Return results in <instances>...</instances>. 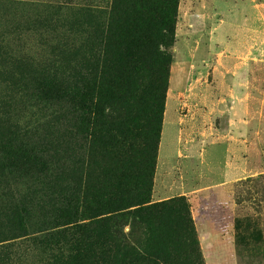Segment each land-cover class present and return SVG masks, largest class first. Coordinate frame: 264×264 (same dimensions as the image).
I'll list each match as a JSON object with an SVG mask.
<instances>
[{
	"label": "rangeland",
	"instance_id": "374dc122",
	"mask_svg": "<svg viewBox=\"0 0 264 264\" xmlns=\"http://www.w3.org/2000/svg\"><path fill=\"white\" fill-rule=\"evenodd\" d=\"M238 2L178 0L162 121L159 77L150 68L128 71L100 102L91 100L102 118L97 125L92 121L87 134L76 133L70 186L80 198L72 216H65V198L57 195L68 194L61 191L70 188L66 182L37 181L32 171L0 179V232L10 229L4 214L21 208V202L28 222V236L0 244V264H51L41 242L58 240L61 232L64 252L72 238L96 242L99 221L119 208L135 212L146 193L147 216L123 230L130 232L131 246L156 252L159 242L170 238V264H264V11L261 41H247L250 36L243 41L237 23L223 24L220 9ZM59 3L65 10L57 11ZM111 4L0 0V130L9 123L13 131L28 132L30 142L45 140L54 127L46 124L63 113L62 103L55 95L49 101L38 97L27 77L20 83L14 64L38 75L64 72V47L78 38L79 9L108 10ZM77 93L83 100L82 88ZM79 98L76 117L89 111L94 119L95 109ZM107 198L118 200L117 207L95 217ZM48 202L58 220L44 226L39 215ZM134 263L128 255L123 264Z\"/></svg>",
	"mask_w": 264,
	"mask_h": 264
},
{
	"label": "trees",
	"instance_id": "16d2710c",
	"mask_svg": "<svg viewBox=\"0 0 264 264\" xmlns=\"http://www.w3.org/2000/svg\"><path fill=\"white\" fill-rule=\"evenodd\" d=\"M177 5L178 0H112L108 10L97 11L85 5L79 9L82 20L77 25L78 38L64 47L63 60L66 63V67L63 66L64 72L38 75L27 70L26 73L21 70L20 62H16L15 67L21 72L16 73L20 83L27 77L31 81L34 93L46 99L44 101H49L50 96L55 95L56 100L62 103L60 109L63 113L57 118H51L53 121L50 122V126L49 122L46 124L47 127H54L47 130L50 134L44 136L45 140L38 144L30 142L25 137L28 132L11 130L14 129V125L8 123L9 126L1 127L0 179H14L21 177L26 171H32L34 175L31 178L37 181L42 177L45 181L56 185L66 182L65 184L70 188L68 191H61L68 194L59 192L57 195L65 198L61 202L67 207L65 216H72L71 208L74 209L73 204L78 203L80 198V193L70 186L74 184L72 173L76 164V133L80 131L82 134H87L92 121L97 125L101 123L102 118L98 114L99 105H94L91 100L96 99L97 103L100 102L101 96L108 91V87L118 86L128 71L134 73L137 67L150 68L159 77L158 121L163 120L168 66L171 62L169 50L175 40ZM56 9L61 11L65 10V7L59 3ZM80 88L84 94L83 100L77 93ZM77 98L86 106L95 109L94 119L89 111L76 117L73 105ZM77 122L80 129L76 125ZM141 198L143 199L138 200L134 205L137 207L135 212L123 214L121 210L124 208H119L114 211L115 215L110 219L99 221L97 224L101 227V231L96 242L88 237L72 238L67 245L69 249L65 252L60 249L61 246L59 247L66 241L61 240L63 232L56 235L59 241L51 236L46 243L41 242L40 244L50 253L51 264H123L128 255L134 258V264H170L167 260L170 238L162 239L155 252L148 246H131L130 232L126 234L123 231L125 227H135L138 224V216H144L149 212L151 207L145 206L151 203L147 199V193ZM101 201L104 206H97L95 217L111 213L104 209L115 208L119 203L112 198ZM20 207L14 206L4 214L5 224L10 229L8 232H0V244L28 236L27 217L23 221L24 216L21 215V213L26 215L27 209L22 208V202ZM28 207L30 208V205ZM41 208L40 211L43 213L38 216V223L46 226L58 220L53 213L54 203H43ZM30 213L28 212V215ZM190 222L188 219L187 224L189 225ZM192 235L190 230L188 241H191ZM3 248L6 250L10 246ZM151 257L153 259H150ZM156 259L159 262L153 261Z\"/></svg>",
	"mask_w": 264,
	"mask_h": 264
},
{
	"label": "crops",
	"instance_id": "0c3cea01",
	"mask_svg": "<svg viewBox=\"0 0 264 264\" xmlns=\"http://www.w3.org/2000/svg\"><path fill=\"white\" fill-rule=\"evenodd\" d=\"M223 7L220 8L222 10L223 24L226 22L229 25L237 23L239 35L243 41H246V36H250L247 41H261L259 32L263 23L262 12L264 11L262 0H239L237 5L229 3V7H227L225 3ZM230 9H234V13Z\"/></svg>",
	"mask_w": 264,
	"mask_h": 264
}]
</instances>
